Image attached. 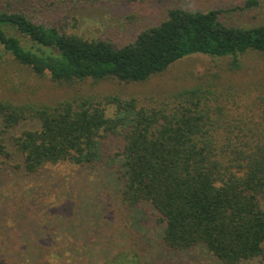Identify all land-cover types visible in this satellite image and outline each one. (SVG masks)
I'll return each instance as SVG.
<instances>
[{"label":"trees","instance_id":"1","mask_svg":"<svg viewBox=\"0 0 264 264\" xmlns=\"http://www.w3.org/2000/svg\"><path fill=\"white\" fill-rule=\"evenodd\" d=\"M8 5L0 6V60L9 54L32 75L58 85L145 82L195 54L228 60L224 71L204 72L190 85L142 103L137 97L78 90L51 103L0 95V175L6 165L24 175L65 162L93 168L104 161V140L120 137L111 158L131 227L144 229L148 202L163 225L161 249L204 245L223 264L264 263V68L260 79L234 77L255 68L247 65L252 56L264 64V24H228L220 9L173 6L118 46L46 26ZM26 120L40 126L12 133ZM32 251L22 239L0 234V264L110 263L107 255ZM131 259L127 254L128 264L140 263Z\"/></svg>","mask_w":264,"mask_h":264},{"label":"rangeland","instance_id":"2","mask_svg":"<svg viewBox=\"0 0 264 264\" xmlns=\"http://www.w3.org/2000/svg\"><path fill=\"white\" fill-rule=\"evenodd\" d=\"M247 2L110 0L76 4L71 0H0V6L11 3L14 9L46 26L55 25L86 37L107 38L119 46L131 41L142 29L159 22L173 6L192 11L220 9L222 20L228 24H264V0H258V4L252 7H248ZM227 60L195 54L175 62L145 82L127 84L117 79H105L70 86L32 75L11 55L5 54L0 60L1 78L5 79L0 83V95L14 100L51 103L78 90L87 94L118 95L125 99L137 97L142 103L151 96L162 99L190 85L204 72L224 71L226 66L223 63ZM248 60L247 65L255 68H246L234 77L241 81L250 77L262 78V58L252 56ZM228 80L225 78L226 82ZM112 113V109L109 110V114ZM39 126V121L26 120L12 133L19 134L24 129ZM121 144L120 137L106 138L102 147L104 161L93 168L65 162L50 164L40 174L24 175L13 173L6 165L0 175V234L22 239L26 250L33 249L32 252L40 255H107L109 264H128L127 254L133 261L140 260L138 264H223L213 258L204 245L180 252L161 249L163 225H159V215L148 202L143 205L147 213L144 229L137 232L131 227V212L122 200L116 160L111 158ZM249 264L264 263L255 261Z\"/></svg>","mask_w":264,"mask_h":264}]
</instances>
